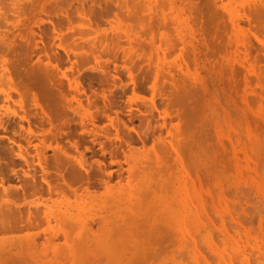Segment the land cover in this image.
Masks as SVG:
<instances>
[{"label":"rangeland","instance_id":"374dc122","mask_svg":"<svg viewBox=\"0 0 264 264\" xmlns=\"http://www.w3.org/2000/svg\"><path fill=\"white\" fill-rule=\"evenodd\" d=\"M0 48V238L40 251L11 264H264V0H0Z\"/></svg>","mask_w":264,"mask_h":264},{"label":"bare ground","instance_id":"6f19581e","mask_svg":"<svg viewBox=\"0 0 264 264\" xmlns=\"http://www.w3.org/2000/svg\"><path fill=\"white\" fill-rule=\"evenodd\" d=\"M222 3H223V2H222ZM137 4H140V2H138ZM143 5H144V4H143ZM133 6H134V3H133ZM137 6H138V5H137ZM142 7H143V6H142ZM139 8H140V7H138V9H139ZM132 9H133V8H132ZM135 9H136V8H135ZM140 9H141V8H140ZM143 9H144V7H143ZM204 9H205V8H204ZM224 9H225V8H224ZM197 10H198V9H197ZM141 11H142V10H141ZM138 12H139V10H138ZM164 13H165V12H164ZM211 13H212V12H211ZM211 13H210V14H211ZM134 14H135V12H134ZM136 14H138V13H136ZM156 14H157V13H156ZM166 14H167V13H166ZM215 14H216V13H215ZM212 15H213V13H212ZM256 15H257V13H256ZM259 15H260V13H259ZM136 16H137V15H136ZM141 16H142V15H141ZM210 16H211V15H210ZM215 16H216V15H215ZM142 17H143V16H142ZM247 17H248V16H247ZM262 19H263V18H262ZM163 20H164V19H163ZM208 21H209V20H208ZM146 26H147V25H146ZM149 27H150V26H149ZM153 27H154V26H153ZM155 27H156V26H155ZM156 36H157V35H156ZM0 49H1V48H0ZM5 50H6V49H5ZM217 50H218V49H217ZM0 52H1V51H0ZM235 60H236V59H235ZM179 65H180V64H179ZM234 67H235V66H234ZM187 68H188V67H187ZM149 69H150V72H151V68H149ZM154 69H155V68H154ZM154 69H153V70H154ZM153 70H152V71H153ZM202 70H203V69H202ZM154 71H155V70H154ZM5 72H6V71H5ZM41 73H42V72H41ZM43 73H44V77H42ZM43 73H42L41 76L38 75V76L40 77V79H41V78H42V79L45 78V74L47 75L46 72L43 71ZM151 73H152V72H151ZM48 75H49V74H48ZM3 76H4V75H3ZM47 77H48V76H46V78H47ZM245 77H246V76H245ZM46 78H45V79H46ZM167 78H168V77H167ZM198 78H199V77H198ZM48 79H49V77H48ZM169 79H170V78H169ZM7 82H8V81H7ZM44 84H45V82H44ZM152 86H153V85H152ZM163 89H164V88H163ZM24 90H25V89H24ZM165 90H166V89H165ZM25 92H26V91H25ZM156 92H157V91H156ZM157 94H158V93H157ZM17 95H18V94H17ZM9 97H10V96H9ZM5 98H6V97H5ZM23 98H24V97H23ZM172 100H173V99H172ZM1 101H3V100H1ZM170 101H171V100H170ZM7 102H8V101H7ZM172 104H173V103H172ZM8 109H9V108H8ZM14 110H15V109H14ZM41 110H42V109H41ZM19 112H20V111H19ZM21 119H23V118L21 117ZM21 119H20V120H21ZM41 119H42V117H41ZM47 119H48V118H47ZM180 119H181V118H180ZM171 120H172V119H171ZM39 121H41V120H39ZM167 121H169V120H167ZM18 122H19V121H18ZM21 122H22V121H21ZM21 122H19L20 125H21ZM119 122H121V121H119ZM28 124L30 125V123H28ZM124 124L127 125L126 123H124ZM172 124H173V123H172ZM16 126H18V125H16ZM127 126L129 127V125H127ZM22 127H23V126H22ZM24 127H25V126H24ZM24 127H23V128H24ZM28 127H29V126H27L26 128L30 130L31 128H28ZM26 128H25V129H26ZM131 128H132V127H131ZM164 128H165V127H164ZM164 128H163V129H164ZM32 130H33V129H32ZM127 130H128V129H127ZM164 130H165V129H164ZM1 131H2V130H1ZM120 131H121V130H120ZM172 131H173V130H172ZM116 132H117V131H116ZM128 132H129V131H128ZM29 133H30V132H29ZM167 133H168V132H167ZM30 134H31V133H30ZM132 136H133V135H132ZM137 136H138V135H137ZM174 136H175V135H174ZM122 137H123V136H122ZM138 137H139V136H138ZM164 139H165V138H164ZM10 140H11V139H10ZM140 141H141V140H140ZM162 141H163V140H162ZM75 142H76V141H75ZM75 142H74V143H75ZM127 143H128V142H127ZM168 143H169V142H168ZM71 145H72V144H71ZM120 145H122V144H120ZM122 146H123V145H122ZM77 147H78V144H77ZM120 147H121V146H120ZM21 148H22V147H21ZM14 149H15V148H14ZM77 149H78V148H77ZM172 149H173V148H172ZM63 150H64V149H63ZM74 150H75V149H74ZM20 151H21V150H20ZM61 151H62V150H61ZM65 151H66V150H65ZM65 151H64V152H65ZM155 151H156V150H155ZM37 152H38V151H37ZM20 154H21V153H20ZM23 155H25V154H23ZM56 155H57V154H56ZM56 155H55L54 157H60V158H59L60 160H58V159L56 160V158L54 159V160H56V161H59V163H57L56 161H55V162L53 161L54 164L52 163V165H55V164L57 163V165H56L55 167H57V166H58V167H59V166H62V165H60V164H63V167H64V164H65V163H68V161H69L68 164H71L70 162H72V161H75L74 163L72 162L73 164H75L76 161H77V159H78V158L76 157L77 155L75 156V154H74L73 157H71V159L73 158V159H76V160H71L70 158L67 160V159H65V158H62L61 155H63V153H62L60 156H58V155L56 156ZM67 155H68V154H67ZM67 155H65V157H66ZM20 156L22 157V154H21ZM36 156L39 157V153H38V155H37V153H36ZM43 156H44V155H43ZM63 156H64V155H63ZM78 156H79V155H78ZM68 157H69V156H68ZM74 157H76V158H74ZM23 158H24V157H22L21 159L24 161L27 157L24 158V159H23ZM39 158H41V157H39ZM39 158H38V160H39ZM44 158H46V157H44ZM28 159H29V158H28ZM28 159H27V160H28ZM51 159H53V158H51ZM63 159L65 160V163H64V160H63ZM38 160H37V161H38ZM40 160H41V159H40ZM43 160H44V159H43ZM70 160H71V161H70ZM25 161H26V160H25ZM41 161H42V160H41ZM46 161H47V160H46ZM61 161H62V162H61ZM66 161H67V162H66ZM80 161H81V160H80ZM80 161H79V163H78V162H77V163L80 164ZM27 162H28V161H27ZM81 162H83V161H81ZM220 162H221V161H220ZM40 163H41V162H40ZM40 163H39V161H38V166H39V165L41 166ZM42 163H43V162H42ZM77 163H76V164H77ZM78 164L76 165L77 167H78ZM81 164H83V163H81ZM99 164H100V163H99ZM99 164H98V165H99ZM65 165H67V164H65ZM71 165H72V164H71ZM71 165H70V166H71ZM42 166H43V167H42ZM42 166H41L42 168H40V167H39V168L45 170L46 167L44 168V165H43V164H42ZM76 166H73V165H72L73 169H75V170L72 169L73 171L70 170V169H71L70 167L67 168V169H69V171H68V170L65 171L66 173L68 172V174H70L71 172H72V173L74 172V176H75L74 179H75V180L73 179V177L71 178L73 181H77V179H78V181H79L80 179L82 180V174H81L80 172H78V171H80L81 169H80V170L77 169ZM80 166H82V165H80ZM100 166H101V165H100ZM100 166H99V167H100ZM140 167H142V166H140ZM47 168H48V167H47ZM59 168H60V167H59ZM61 168H62V167H61ZM64 168H65V167H64ZM64 168H62L63 171H64ZM79 168H80V167H79ZM81 168H83V167H81ZM76 169H77V170H76ZM84 169H85V168H84ZM99 169L101 170V169H103V167H102V168H99ZM129 169H131V168H129ZM56 170H57V169H56ZM62 170H60V171H62ZM82 170H83V169H82ZM127 170H128V169H127ZM70 171H71V172H70ZM98 171H99V170H98ZM98 171H96V172H97L96 174H99ZM131 171H132V170H131ZM41 172H43V171H41ZM46 172H47V174H48V173H49V170H47ZM58 172H59V171H58ZM65 172H61L62 174H61V173H59V174H61V176L63 175L64 178H65V175L63 174V173H65ZM69 172H70V173H69ZM100 172H102V170H101ZM105 172H106V170H105ZM66 173H65V174H66ZM72 173L70 174L71 176L73 175ZM103 173H104V171H103ZM103 173H101V174H103ZM27 174H28V173H27ZM42 174H43V173H42ZM45 174H46V173H45ZM45 174H44V175H45ZM47 174H46V175H47ZM68 174H67V176H68ZM89 174H90V173H89ZM93 174H95V172H94V173H91V176H90V177H92ZM96 174H95V175H96ZM101 174H100V175H101ZM112 174H113L112 171H108L107 174H106L107 177L105 176L106 179H109V181H108V180L106 181V179H104V181H105V182H104V181H102V179L99 178V179L102 181V184H103V182L105 183L106 186L108 185V182H109V184H112V183H110V180H111ZM31 175L34 176V174H31ZM44 175H42V176H44ZM70 175L68 176V177H69V178H68L69 180H71V179H70V177H71ZM104 175H105V174H104ZM123 175H124V174H123ZM27 176H28V175H26V177H27ZM29 176H30V175H29ZM37 176H38V175H37ZM37 176H36V177H37ZM47 176H48V175H47ZM47 176H46V177H47ZM56 176H57L58 181H60L61 178H60V179L58 178V176H60V175L57 174ZM61 176H60V177H61ZM119 176H120V174H119ZM132 176H133V175H132ZM36 177H31V178L34 180ZM83 177H84V176H83ZM86 177H87V173H86ZM86 177H84L83 179H86V182H87V184H88L89 177H87L88 180H87ZM96 177H97V176H96ZM29 178H30V177H29ZM40 178H41V179H44L45 177H43V178L40 177ZM40 178H39V179H40ZM62 178H63V177H62ZM66 178H67V177H66ZM92 178H94V176H93ZM97 178H98V177H97ZM128 178H129V177H128ZM128 178H127V179H128ZM26 179H27V178H26ZM26 179H25V181H27V182H28V180H29V182H30V180H31V179H28V180H26ZM39 179H37V180H39ZM48 179H49V177H48ZM57 179H56V180H57ZM68 179H64V181H65V183H66V182H69V183H70V185H68V187L70 186V189H71V188H72V187H71V182H70ZM94 179H95V178H94ZM94 179H93V181H95ZM112 179H113V177H112ZM121 179H122V178H121ZM121 179H120V181H122L124 178H123L122 180H121ZM125 179H126V178H125ZM33 180H31V182H34V181H35V180H34V181H33ZM46 180H47V178L44 179L45 183L48 182V180H47V181H46ZM67 180H68V181H67ZM72 180H71V181H72ZM81 180H80L79 182H82V181H83V180H82V181H81ZM100 180H99V182H100ZM42 181H43V180H42ZM61 181H62V180H61ZM61 181H60V182H61ZM64 181H63V182H64ZM91 181H92V179H90V183L93 182V181H92V182H91ZM27 182H25V184H27V186L32 184V183L30 184L29 182H28V183H27ZM40 182H41V181H40ZM60 182H59V184L57 183L56 187L59 186V189H62L63 191H65L64 189L67 188L66 184H64V183L61 182L62 185L60 186ZM84 182H85V180L81 183L83 186H84V184H83ZM86 182H85V183H86ZM96 182H97V181H96ZM43 183H44V182H43ZM77 183H78V182H77ZM77 183H76V184H77ZM1 184H2V183H1ZM48 184L50 185V182H48ZM67 184H68V183H67ZM74 184H75V183H74ZM92 184H93V183H92ZM99 184L102 185L101 183H99ZM119 184H121V183L119 182ZM23 185H24V184H23ZM35 185H37V186H36L37 188L39 187L38 184H35ZM41 185H42V182H41ZM41 185H40V186H41ZM43 185L45 186V184H43ZM49 185L47 186V188L49 187V188H50V191H51V187H53V189H52L53 191L56 190V188L54 189V187H55L54 184H53L54 186L51 184V185H52L51 187H50ZM63 185H65L66 188H64L65 186L63 187ZM90 185H91V184H90ZM90 185L88 184V186H90ZM116 185H118V184H116ZM24 186H25V185H24ZM24 186H23V187H24ZM27 186H26V187H27ZM44 186H41V190H42V187H44ZM73 186H74V185H73ZM83 186H82V187H83ZM94 186H95V185H94ZM102 186H103V185H102ZM112 186H115V185H112ZM112 186H111V187H112ZM122 186H123V185H122ZM33 187H34V186H33ZM60 187H62V188H60ZM78 187H79V186H78ZM91 187H92V186H91ZM37 188L34 187L35 190H36ZM45 188H46V186H45ZM45 188H43V189H45ZM63 188H64V189H63ZM85 188H86V187H85ZM85 188L83 187L82 190H84V191L87 190V189H85ZM92 188H93V187H92ZM108 188H109V187H108ZM112 188H114V187H112ZM116 188H117V187H116ZM118 188H119V185H118ZM132 188H133V187H132ZM152 188H154V186H153ZM1 189L7 190L8 187H6V189H5V188H1ZM1 189H0V190H1ZM29 189H33V188L30 187ZM34 189L31 190V192H32V191L34 192L33 195H35V193L38 194L39 192H42V194L45 193V195L47 196V195H49V194H48V193L46 194V191H48L49 193H51V192H50L49 190H47V189H45V192H43L44 190H42V191L39 190L40 188L38 189V190H39L38 192H37V190L35 191ZM68 189H69V188H68ZM68 189H67L66 191H68ZM70 189H69V190H70ZM73 189H74V188H73ZM73 189H72V190H73ZM75 189H76V188H75ZM77 189H78V188H77ZM80 189H81V188H80ZM89 189H91V188H88V191H87L88 194L94 191V190H93V191L90 190L91 192H89ZM121 189H122V188H121ZM4 190H1V191H4ZM23 190H24V188H23ZM1 191H0V195H1ZM24 191H27V192H24V193H28V190L25 189ZM53 191H52V192H53ZM63 191H61V192H63ZM70 191H71V190H70ZM80 191H81V190H80ZM7 192L10 193V194L7 193L8 196H11V195L13 194V193H11V192H12L11 190H9V191L7 190ZM14 192H15V191H14ZM31 192H30V193H31ZM57 192H59V191H57ZM71 192L74 193L73 191H71ZM77 192H79V191H77ZM77 192H76V193H77ZM85 192H86V191H85ZM96 192H97V191H96ZM2 193H3V192H2ZM4 193H5V194H4ZM4 193H3V195H4V197H6V191H5ZM15 193H17V192H15ZM54 193H55V192H54ZM54 193H53V194H54ZM63 193H64V192H63ZM76 193H74V194H76ZM81 193L84 194L83 192H81ZM17 194H18V193H17ZM39 194H40V193H39ZM42 194H41L40 196H42ZM56 194H58V193H56ZM65 194H66V193H65ZM67 194H70V193H67ZM77 194H78V193H77ZM85 194H86V193H85ZM3 195H2V197H3ZM13 195H15V194H13ZM18 195L20 196V194H18ZM18 195H17V197H19ZM29 195H30V194H29ZM45 195H44V198H45ZM72 195H73V194H72ZM119 195H120V194H119ZM119 195H117V197H118ZM8 196H7V197H8ZM21 196H22V198L19 197L20 201L23 200V198H26V197H23L24 194H23V195L21 194ZM26 196H27V195H26ZM66 196H67V195H66ZM68 196H69V195H68ZM68 196H67V197H68ZM70 196H71V194H70ZM70 196H69V197H70ZM75 196H76V195H75ZM79 196H80V195H79ZM11 197H12V196H11ZM30 197H31V196H30ZM47 197H48V196H47ZM50 197H51V196H50ZM59 197H60V196H59ZM89 197L91 198V196H89ZM13 198H14V197H12V199H13ZM80 198H81V196H80ZM83 198H84V197H83ZM2 199H3V198H2ZM10 199H11V198H10ZM46 199H48V198H46ZM74 199H75V198H74ZM134 199H135V198H134ZM3 200H4V199H3ZM3 200H1V202L4 203L5 201H3ZM8 200H9V197H8L7 201H8ZM17 200H18V199H17ZM51 200H53V199L51 198ZM82 200H83V199H82ZM7 201H6V202H7ZM40 201H41V200H40ZM40 201H39V202H40ZM6 202H5V203H6ZM8 202H9V201H8ZM10 202H11V201H10ZM33 202H34V201H33ZM33 202H32V204H33ZM35 202H36V204H37L38 201L36 200ZM41 202H42V201H41ZM130 202H131V201H130ZM138 202H139V199H138ZM3 203H0V204L3 205ZM13 203H14V202H13ZM13 203H12V204H13ZM25 203H26V202H25ZM42 203H43V202H42ZM61 203H62V202H61ZM6 204H7V203H6ZM6 204H5V205H6ZM10 204H11V203H10ZM27 204H28V202H27ZM29 204H30V203H29ZM45 204H46V203H45ZM49 204H50V203H49ZM58 204H59V203H58ZM80 204H81V203H80ZM130 204H131V203H130ZM138 204H139V203H138ZM173 204H174V203H173ZM5 205H3V206H5ZM7 205H8V207L10 206V207H9L10 209H8L9 211L12 210V209H11L12 206H13V209H14L15 206H17V205H14V204H13L12 206L9 205V204H7ZM51 205H52V204H51ZM60 205H61V204H60ZM77 205H78V204H77ZM132 205H133V204H132ZM3 206H0V207L2 208ZM28 206H29V205H28ZM38 206H39L38 208H39L41 211H39L38 208H36V209H34V210H36V211L33 212V213H31L29 216H28V213H29L28 210H27V216H24V217H23V216L20 214V216L23 217V218H22V217H20V218L24 219V222H22L23 220L21 221V219L19 218V219H20L19 221H21L22 223H24V224L21 225L22 227L25 226L27 223H30V222H31L30 224H33V226H34V224H36V222L33 223V222L31 221V220H32L31 216L33 217V215H36V216H35V217H36L35 219L37 220V218H38V216H39V214H40V217H39L40 221H42V220L44 221V220L46 219V218H45L46 215L49 216V214H47V213H49L50 211L47 212V213L45 212L46 215L41 216V213H42V211H43V210L41 209L42 206H41V207H40V205H38ZM8 207H7V208H8ZM22 207H23V206H22ZM25 207H26V206H25ZM29 207H30V206H29ZM34 207H35V206H34ZM51 207H52V206H51ZM57 207H58V206H57ZM59 207H60V206H59ZM80 207H81V206H80ZM1 208H0V209H1ZM5 208H6V206H5ZM5 208L3 207L1 210L3 211V209H5ZM15 208H17V207H15ZM26 208H27V207H26ZM31 208H32V205H31ZM46 208H47V207H44V210H47ZM53 208H54V206H53ZM1 210H0V214H2V213H1ZM16 210H17V209H16ZM29 210H30V209H29ZM31 210H32V209H31ZM34 210H33V211H34ZM71 210H72V209H71ZM75 210H76V209H75ZM12 211H13V210H12ZM37 211H38V212H41V213L38 214ZM54 211H55V210H54ZM56 211H57V210H56ZM241 211H242V210H241ZM10 212H11V211H10ZM51 212H52V210H51ZM77 212H78V210H77ZM13 213H14V212H12V214H13ZM20 213H21V211H20ZM22 213H25V212L22 211ZM35 213H36V214H35ZM53 213H54V212H53ZM58 213H59V212H58ZM42 214H43V213H42ZM55 214H56V213H55ZM259 214H260V212H259ZM23 215H24V214H23ZM25 215H26V213H25ZM37 215H38V216H37ZM74 215H75V214H74ZM77 215H79V214H77ZM241 215H243V214H241ZM241 215H240V216H241ZM257 215H258V214H256V216H257ZM13 216H14V215H13ZM52 216H55V217H56V215H52ZM60 216H61V215H60ZM60 216H59V217H60ZM68 216H69V215H68ZM93 216H94V215H93ZM93 216H92V217H93ZM258 216H259V215H258ZM3 217H4L5 219H2ZM14 217L16 218V216H14ZM27 217H29V218L27 219ZM242 217H243V216H242ZM242 217H241V218H242ZM261 217H262V216H261ZM2 218H0V219H2L1 221H3V226H4L5 224L11 223V222H9L10 218L8 219L6 216H4V214H3ZM15 218H13V219H15ZM33 218H34V217H33ZM41 218H42V219H41ZM44 218H45V219H44ZM67 218H69V217H67ZM67 218H66V216H65V220H66ZM84 218H85V217H84ZM253 218H255V217H253ZM6 219H7L8 221H7ZM13 219L11 218V220H12V224H13V223H14V224H17V222H19L17 218H16L17 220L15 219V221H17V222H14ZM35 219H34V220H35ZM39 219H38V221H39ZM56 219H57V217H56ZM56 219H53V220H56ZM70 219H71V218H70ZM70 219H68V220H66V221H65L64 219L62 220V216H61V221H60V222H66V223H69V224H70V222H71ZM97 219H99V218H96V221H97ZM256 219L258 220L257 217H256ZM74 220H75V219H74ZM89 220H90V219H89ZM94 220H95V219H94ZM124 220H125V219H124ZM135 220H136V219H135ZM260 220H261V219H260ZM260 220H259V223H260ZM25 221H26L27 223H26ZM57 221H58V220H57ZM67 221H68V222H67ZM69 221H70V222H69ZM82 221H83V220H82ZM109 221H110V220H109ZM243 221H244V220H243ZM6 222H8V223H6ZM21 222H19L18 225H20ZM45 222H48V219H47ZM75 222H76V220H75ZM75 222H74V223L71 222L70 225H69V224L66 225V226H68V230H70L69 227H70L71 225H73V226H76V225H77V224L74 225ZM80 222H81V220H79V221L76 222V223H78V225H79V224H81ZM86 222H87V223H86ZM86 222H84V223H86V224H85V226H84L83 228H84V230L87 228V229H88L87 232H90L91 229L93 230V227H91L92 225H90V224H92V222H90V223H89L88 221H86ZM94 222H95V221H94ZM97 222H98V221H97ZM4 223H5V224H4ZM40 223H41V222H40ZM99 223H100V224H99L100 227H97V228H100L99 230H103L102 228L104 227V228L106 229V230H104V231H107V224H106V227H105L104 223L102 222V223H103V224H102V223L100 222V220H99ZM105 223H106V222H105ZM261 223H262V221H261ZM0 224L2 225V223H0ZM12 224H11V225H12ZM37 224H38V223H37ZM87 224H89L88 226L91 227L90 230H89V227L86 226ZM93 224H94V223H93ZM101 224H102V225H101ZM110 225H111V224H110ZM259 225H260V224H259ZM8 226H9V225H8ZM21 226H20V228H17V226L14 225V228L16 227V228L18 229V231H23V230L25 231L26 229L24 228V229L22 230ZM29 226H30V225H29ZM29 226H27L26 228L28 229ZM37 226H38V225H37ZM73 226L71 227V230H72V231H73V229H72ZM79 226H80V225H79ZM102 226H103V227H102ZM0 227H1L0 230H2V226H0ZM18 227H19V226H18ZM62 227H65V226L62 225ZM62 227H61V228H62ZM77 227H78V226L74 227V229H75V228L77 229ZM247 227H248V229L250 228L249 226H247ZM7 228H9V229H11V230H13V231H16V230H17V229H12L13 227H12V226H11V227L9 226V227H5V228H4V231H2V232H6L7 230H9V229H7ZM79 228H80V227H78V229H79ZM19 229H21V230H19ZM5 230H6V231H5ZM11 230H9V231H11ZM64 230H65V228H64ZM71 230H70V231H71ZM97 230H98V229H97ZM97 230H96V231H97ZM99 230H98V231H99ZM119 230H120V229H119ZM94 231H95V228H94L93 232H94ZM96 231H95V232H96ZM98 231L96 232L97 234H98ZM104 231H103V232H104ZM248 231H249V230H248ZM260 231H261V230H260ZM25 232H26V231H25ZM65 232H67V234H68V231L65 230ZM84 232H85V231H84ZM91 232H92V231H91ZM93 232H92V233H93ZM6 233H8V232H6ZM13 233H14V232H13ZM22 233H23V232H22ZM22 233H21L20 238H19V236L16 237V234H14L15 237H16L17 239H16L15 237H13V238H14V239H13L10 235H9V236H8V235H5V236H8L9 238L11 237L10 239L8 238V241H7V239H6V241H5V240L3 241V240L0 238V241H2V242H0V244H1V245H0V250H3V252H0L2 258L4 257V256H2V255L5 254L4 251L7 252V251L10 250V249H8V246H9L8 244L11 243L10 246H12L13 249H14V246H13V244H12V243H14V242H15V243L17 242L19 246H22V245H23V246H22L23 248H20L18 245H15V243H14L15 247L17 246V247L19 248L20 251H18V252H17L18 254H16V253H15L16 251H14V250L12 249V247H11L12 252H11V250H10L9 252H11V254H13V255L10 256V261H11V260H12V261H13V260H17L18 256H20L19 259H18L19 261H20V258H21V257H22V258H23V257H28V255H29V257H33L34 254H32V255H33V256H32L31 253H34V252H35V254H36L35 258H37V253L40 254V253H39L40 251L38 250V249H39V247H38L39 245L37 246L38 249H37L36 251H34V250L37 248L36 245H37L38 243L35 244L36 242H33V241H34V238L37 237V236H32V234H31V236H30V235L28 236V237H29V239H28L27 236H26V237H22ZM0 234H1V231H0ZM17 234L19 235L20 233L18 232ZM58 234H59V232H58ZM69 234H72V232H70ZM69 234H68V236H69V238H70V235H69ZM94 234H95V233H93V234L91 235V237L93 236L92 238H89L90 241H92V240L95 241V240H96V239H94V238L97 237V235H94ZM104 234H105V233H103V234L101 233L100 235L103 237V236H105ZM117 234H118V233H117ZM248 234H249V233H248ZM26 235H27V234H26ZM65 235H66V233H65ZM76 235H77V234H76ZM245 235H246V234H245ZM249 235H251V234H249ZM57 236H58V235H57ZM68 236H67V238H66V237H64V238H66V239L68 240ZM101 236H100V237H101ZM112 236H113V235H112ZM1 237H2V236H1ZM30 237H31V238H30ZM50 237H52V235H51ZM100 237H99V238H100ZM102 237H101L100 239L98 238V240L101 241ZM251 237H252V236H251ZM2 238H3V237H2ZM5 238H6V237H5ZM21 238H22V239H21ZM24 238H27V240L25 239V242L22 243V240L24 241ZM47 238H48V237H47ZM52 238H53V237H52ZM54 238H55V237H54ZM103 238H104V237H103ZM232 238H233V237H232ZM254 238H255V237H254ZM259 238H260V237H259ZM18 239H19V240H18ZM20 239H21V240H20ZM30 239H33V240H32L33 243L31 242ZM49 239H50V238H49ZM109 239H110V237H109ZM9 240H13V241L10 242ZM15 240H17V241H15ZM28 240H30V241H28ZM52 240H53V239H52ZM81 240H82V239H81ZM20 241H21V242H20ZM27 241H28V242H31V243H30V244L32 245L31 249H32L33 247H35V248H33L32 252H31V250H30V247H28V250H26L28 245L31 246ZM35 241H36V240H35ZM37 241H38V240H37ZM47 241L52 242L51 240H47ZM47 241H43V242H41L40 246H41L43 249H45V246H46V245L44 244V242H47ZM54 241H55V239H54ZM68 241H69V240H68ZM83 241H84V240H83ZM86 241H87V240H86ZM96 241H97V240H96ZM96 241H95V242H92V243L87 241L85 244H87L86 246H89V247L91 246V244H95L94 246H99V245H101V244H98V245H97V242H98V241H97V242H96ZM100 241H99V243H101L103 240H102L101 242H100ZM3 242H4V243H3ZM5 242H7V243L9 242V243L7 244V248H6V250L3 249V247H2V244H3L4 247L6 246V245H5ZM26 242H27V243H26ZM38 242H39V241H38ZM17 243H16V244H17ZM19 243H22V244H19ZM52 243H53V242H52ZM52 243H48V242H47L46 244H49V246L51 245V247H52V245H53V247L55 248V246H56L57 243L55 244V246H54V243H53V244H52ZM88 243H90V245H88ZM102 243H104V241H103ZM247 243H248V242H247ZM26 244H27V245H26ZM43 244H44V246H42ZM64 244H67V243H64ZM107 244H108V243H107ZM214 244H215V243H214ZM24 245H25V246H24ZM58 245H59V244H57V246H58ZM61 245H63V243L60 244V246H61ZM104 245L106 246V243H104L103 246H104ZM251 245H252L251 247H253V244H251ZM10 246H9V248H10ZM49 246H48V247H49ZM57 246H56V248H57ZM65 246H66V245H65ZM67 246H68V245H67ZM105 246H104V247H105ZM215 246H216V245H215ZM25 247H26V248H25ZM41 247H40V248H41ZM53 247H52V248H53ZM61 247L63 248L64 245L61 246ZM70 247H71V245H70ZM91 247H92V246H91ZM233 247H234V246H233ZM18 248H17V249H18ZM24 248H25V249H24ZM49 248H50V247H49ZM52 248H51V249H52ZM85 248H86V247H85ZM245 248H246V247H245ZM256 248L258 249L257 246H256ZM7 249H8V250H7ZM15 249H16V248H15ZM22 249H23V250H22ZM63 249H64V248H63ZM236 249H237V248H236ZM259 249H260V248H259ZM259 249H258V250H259ZM47 250H48V249H47ZM57 250H58V249H57ZM13 251H14V253H13ZM23 251H24V252H26V251H30V253H29V254L26 253L27 256H24L25 253H23ZM41 251H44V250H41ZM252 251H253V250H252ZM9 252H7L6 254H7V255H8V254L10 255ZM19 252H20V254H19ZM243 252L245 253V251H243ZM2 253H3V254H2ZM240 253H241V251H240ZM256 253H257V252H256ZM261 253H262V252H261ZM263 253H264V252H263ZM22 254H24V255L21 256ZM241 254H242V256H243V253H241ZM245 254H246V253H245ZM247 254H248V253H247ZM252 254H254V253L252 252ZM259 254H260V253H259ZM16 255H17V258H12V257H16ZM30 255H31V256H30ZM38 256H39V255H38ZM247 256H248V255H247ZM254 256H255V254H254ZM1 257H0V259H2ZM5 257H6V256H5ZM5 257H4V258H5ZM222 257H223V256H222ZM240 257H241V255H240L238 258H240ZM251 257H253V256H251ZM259 257H260V255L257 256L258 259H260ZM8 258H9V257H8ZM38 258H39V257H38ZM38 258H37V259H38ZM248 258H249V257H248ZM253 258H254V257H253ZM249 259H250V258H249ZM251 259H252V258H251ZM255 259H256V258H255ZM6 260H8L7 257H6ZM33 260H35V259H33ZM204 260H206V259H204ZM247 260H248V259H247ZM12 261L10 262V264L12 263ZM36 261H37V260H36ZM238 261H239V260H238ZM2 262L4 263V262H6V261H2ZM14 262H15V261H14ZM246 262H247V261H246ZM254 262H256V261L253 260V263H254ZM259 262H260V260H259ZM239 263H243V262H239ZM248 263H250V262L248 261ZM253 263H252V264H253ZM263 263H264V262H263ZM0 264H2V263L0 262ZM8 264H9V262H8ZM255 264H256V263H255ZM257 264H258V263H257Z\"/></svg>","mask_w":264,"mask_h":264}]
</instances>
